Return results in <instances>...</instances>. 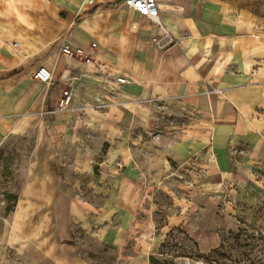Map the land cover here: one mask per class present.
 Returning a JSON list of instances; mask_svg holds the SVG:
<instances>
[{"label": "crops", "instance_id": "obj_1", "mask_svg": "<svg viewBox=\"0 0 264 264\" xmlns=\"http://www.w3.org/2000/svg\"><path fill=\"white\" fill-rule=\"evenodd\" d=\"M117 1L0 0V139L24 128L26 118L55 113L44 106L67 90L63 110L77 98L83 104L66 114L82 124L60 130L74 147L64 163L86 173L101 198L99 204L72 205L81 227L114 245L131 240L128 264L146 262L162 234L182 226L199 252L209 253L220 245L218 231L186 221L182 214L191 203H179L178 212L158 224L150 190L189 177L232 216L262 196L264 0H157L163 28L176 39L165 50L150 44L158 31L150 20L122 3L83 16ZM30 33L40 43L32 53L43 52V60L31 59L21 44ZM62 44L81 48L90 61L61 55ZM41 66L52 74L49 83L33 78ZM161 118L187 121L153 130L151 123ZM85 135H96L98 146L91 147ZM213 184L222 187L220 194L214 195ZM66 235L60 231L52 244L35 246L9 235L4 241L25 253L32 249L28 264L48 257L52 264H88L62 241Z\"/></svg>", "mask_w": 264, "mask_h": 264}, {"label": "rangeland", "instance_id": "obj_2", "mask_svg": "<svg viewBox=\"0 0 264 264\" xmlns=\"http://www.w3.org/2000/svg\"><path fill=\"white\" fill-rule=\"evenodd\" d=\"M21 44L30 51L31 59L47 57L43 52L32 53L40 44L32 33L21 40ZM57 100L43 109L52 108L55 113L26 118L24 128L0 139V264H28L27 259L36 254L32 249L25 253L19 244L5 242L6 235L13 242L35 246L52 244L58 239V232L66 230L67 235L62 241L73 245L88 264H128L135 249L131 247V240L123 245L102 241L83 229L71 211L72 205L81 206L83 201L99 204L101 198L93 192L95 184L87 182L86 173H76L75 168L64 163L73 154L74 147L68 145L60 130L73 123L82 124L74 118L77 115L69 117L66 114L83 103L77 98L68 109L57 110ZM183 121L187 119L161 118L154 120L151 126L156 131ZM83 137L91 147L98 146L96 135ZM237 148L246 149L243 145ZM221 189L213 184L214 195L220 194ZM207 190L209 192L210 188ZM207 197L205 186L196 181L192 184L189 177L177 176L158 185L157 189L152 187L150 201L158 208L154 215L158 224H163L166 216L177 213L180 205L191 203V208L197 205L199 209L192 211L189 208V214L183 212L182 216L194 227L209 233L218 231L220 245L209 253H200L185 228L187 226L175 227L162 234V240L153 252L144 256L146 262L135 264H149L150 254L168 264H264V190L253 207L241 209L236 216L221 213V204L213 205ZM214 199L217 201L215 196ZM220 224L222 226L218 227ZM35 264L52 262L48 257Z\"/></svg>", "mask_w": 264, "mask_h": 264}, {"label": "built area", "instance_id": "obj_3", "mask_svg": "<svg viewBox=\"0 0 264 264\" xmlns=\"http://www.w3.org/2000/svg\"><path fill=\"white\" fill-rule=\"evenodd\" d=\"M122 5L128 10L138 13L139 15L150 20L153 27L158 31L150 39V44L154 47L165 50L176 43L175 37L166 29L163 28L162 22L159 19V6L157 0H124ZM161 30V31H160ZM16 46V43H14ZM95 46V44H92ZM61 55L78 58L84 62H89L90 58L79 47H71L68 44H62L59 47ZM33 78L43 82L49 83L52 79L50 70L44 66L37 68L33 72ZM119 82H124L123 78H118ZM70 94L67 90L62 92V96L57 102V110H63L67 107Z\"/></svg>", "mask_w": 264, "mask_h": 264}, {"label": "trees", "instance_id": "obj_4", "mask_svg": "<svg viewBox=\"0 0 264 264\" xmlns=\"http://www.w3.org/2000/svg\"><path fill=\"white\" fill-rule=\"evenodd\" d=\"M124 0H118L117 2H115L114 4H107V5H99V6H95L94 8H92L89 11H86L83 13L84 17H88V16H92L93 14H95V12L98 9H111L113 8L115 5H119L123 2ZM79 20V17L76 18L75 22L77 23ZM7 197V196H6ZM9 197V196H8ZM14 200L16 201V197L14 198ZM149 264H168L166 261H161L159 260L155 255L150 254L149 255Z\"/></svg>", "mask_w": 264, "mask_h": 264}]
</instances>
